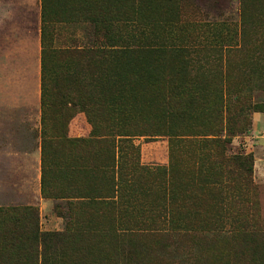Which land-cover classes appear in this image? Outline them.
<instances>
[{
  "label": "rangeland",
  "instance_id": "rangeland-1",
  "mask_svg": "<svg viewBox=\"0 0 264 264\" xmlns=\"http://www.w3.org/2000/svg\"><path fill=\"white\" fill-rule=\"evenodd\" d=\"M119 2L120 36L125 46L166 51L183 47L193 52L185 63L167 56L144 65L153 72L146 77H156L154 69L159 68L166 73L162 77L188 83L194 101L187 108L202 117L198 127L213 125V102L220 96L228 98L232 109L241 105L246 110L245 123L234 119L229 138L223 133L215 139L178 137L171 141L168 136L131 137L129 145L137 152L122 154L120 177L113 184L108 173L98 176L84 171L91 157L88 152L81 153L84 168L70 173L66 169L70 163L63 155L70 149L51 144L48 180L56 197H43L39 186L41 128L35 122L31 86L26 103L22 96L25 77L33 76L41 53L40 0H0V218L14 209L34 208L41 232H73L75 237L59 251L56 264H235L239 229L250 226L264 232V144L253 125L254 116H264V12L262 22L253 28L255 12L249 10L251 18L244 22L247 34L242 35L239 0H183L178 9ZM173 18L180 31H172L174 37L170 38L169 28L164 30L160 21ZM56 34L59 47L71 43L88 46L94 37L88 24L57 27ZM226 48L230 51L225 56ZM262 107L263 112H256ZM135 117L133 110L127 122L131 131L141 126ZM61 126L71 139H88L91 133L78 108H67ZM72 153L75 155L74 150ZM102 156H108L106 150ZM156 168L170 169L167 183L172 180L170 189L181 195L174 219L182 225L179 229L145 224L146 213L154 214L160 203L155 191L159 184L145 176ZM229 171L231 176L226 175ZM114 185V205L101 208L104 214L88 200L69 196L70 190L85 193L83 197L88 190L105 193ZM128 214L131 216L126 217ZM113 227L114 231L127 227L123 242L97 231ZM125 248L135 260H124ZM115 259L118 261L113 262ZM238 264L248 262L243 259Z\"/></svg>",
  "mask_w": 264,
  "mask_h": 264
},
{
  "label": "trees",
  "instance_id": "trees-1",
  "mask_svg": "<svg viewBox=\"0 0 264 264\" xmlns=\"http://www.w3.org/2000/svg\"><path fill=\"white\" fill-rule=\"evenodd\" d=\"M119 1L40 0L41 194L43 197H56V193L51 191L48 180L51 144L58 145L61 149H70L68 154L67 152L63 154L66 157L65 161L70 163L66 168L70 173H78L84 168L81 153L88 152L91 157L87 159L89 165L84 171H92L98 176L108 173L109 180H112L113 184L118 183L120 177L122 154L126 150L137 152L135 147L129 145L131 137L168 136L171 141L178 137L215 139L223 133L225 138H229L232 136L234 119H241V123L246 121L247 113L241 105L232 109L228 98L224 99L220 96L215 97L213 102L214 109L210 122L213 125L206 129L198 127L197 123L202 117L187 108L194 101L188 83L182 78L162 77L166 73L164 74L159 68L154 69V72H158L156 77H146L153 75V72L150 73L144 65L147 61L156 63L167 56L185 63L190 61L193 52L183 47H174L166 51L162 47L125 46L120 36L122 10ZM182 1L131 0V3L132 6L136 3H145L159 8L172 6L178 9ZM263 9L264 0H239L242 35L247 34L244 22L251 18L248 15L249 10L255 12L252 13V18L256 17V24L252 23L251 26L257 28L262 22L260 16L264 12ZM175 18L160 21V24H164V30L166 27L169 28L167 31L170 38L174 37L172 31L177 30V33L180 31L179 22ZM79 24H88L93 28L94 37L88 46H76L75 43H71L68 47L56 46L59 39V35L56 34L57 27ZM218 40L219 44L222 39ZM228 50L225 49V56L230 51ZM226 68L225 66L223 70L225 74ZM143 71L148 72L142 74ZM225 74L222 73L226 77ZM68 107L78 108L84 114L91 128L88 139H71L64 135L61 116ZM133 110L136 113L135 121L141 126H137L136 130L134 127L131 131L127 122L131 120L129 117ZM256 112H263V107L256 109ZM146 121L149 122L148 126L145 125ZM193 124L194 126H191ZM147 128L150 130L147 131ZM73 150L75 155L72 153ZM104 150L108 156L103 158ZM211 168L215 169V166L212 165ZM226 175L231 176V172ZM226 175L220 174L225 178ZM145 176L151 179L153 177L156 180L153 181L159 184L155 191L160 202L155 209V213L158 214L146 213L145 224L158 226L155 227L158 229L171 226V231L181 228L182 225L174 223L175 207L181 195L170 189L172 180L171 183H167L166 178L170 177V169L156 168ZM245 182L249 184L248 181ZM214 184L210 183V185ZM116 189L117 186L114 185L105 193L88 190L85 192L89 194L85 197H83L85 193L81 191L69 193V196H76L74 198L77 200H88L95 205L96 211L104 214L101 208L113 207ZM128 216L130 217L131 214L126 217ZM126 228L114 231L113 227L110 230L97 231L101 235L110 234V237L123 242L127 237ZM239 232L236 236L240 242H237L236 246L235 264L243 259L248 264H264V232L250 226L242 227ZM74 237L75 235L70 231L63 234L43 233L38 228V215L34 208L14 209L6 218H0V264H56L59 251ZM123 255L125 261L135 260L134 254L126 248L123 249ZM116 261L118 260L115 259L113 262Z\"/></svg>",
  "mask_w": 264,
  "mask_h": 264
},
{
  "label": "crops",
  "instance_id": "crops-1",
  "mask_svg": "<svg viewBox=\"0 0 264 264\" xmlns=\"http://www.w3.org/2000/svg\"><path fill=\"white\" fill-rule=\"evenodd\" d=\"M41 50V48L39 49ZM39 58L40 56H38V63H37V67L35 68V73L33 74V76L31 77H25V81H24V86L22 88L23 90V98L25 100V103L28 101L27 99V95H28V88L31 86V99L33 102V105H35V109L37 112V114L35 115V122L37 123L36 126L39 128H41V110L39 107V102H40V65H39ZM27 78V79H26ZM262 118H260L259 116H254L253 117V125H254V130L255 132L258 133L259 137H260V142L262 144H264V116H261ZM41 151L38 150V154L41 157L40 154ZM41 159L39 160L40 163ZM39 178V177H38ZM39 186L41 188V182L39 183ZM75 192V190H70L69 193H73Z\"/></svg>",
  "mask_w": 264,
  "mask_h": 264
}]
</instances>
